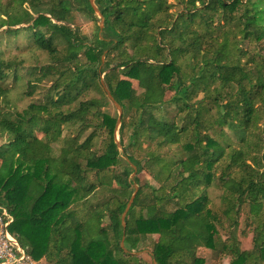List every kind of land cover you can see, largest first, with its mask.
<instances>
[{
	"label": "trees",
	"instance_id": "16d2710c",
	"mask_svg": "<svg viewBox=\"0 0 264 264\" xmlns=\"http://www.w3.org/2000/svg\"><path fill=\"white\" fill-rule=\"evenodd\" d=\"M4 27L50 58L0 51V205L29 254L144 264L153 237L154 264H264V0H0ZM25 78L27 96L52 85L13 111Z\"/></svg>",
	"mask_w": 264,
	"mask_h": 264
},
{
	"label": "rangeland",
	"instance_id": "374dc122",
	"mask_svg": "<svg viewBox=\"0 0 264 264\" xmlns=\"http://www.w3.org/2000/svg\"><path fill=\"white\" fill-rule=\"evenodd\" d=\"M77 23L79 28L81 29L82 33L84 35H87L89 37H92L96 25L87 20L83 16L77 17ZM102 26V23H101ZM6 28H0V51L4 52L6 54V57H12V58H23L26 60L25 66H35V65H45L50 63V58L47 54L42 53L40 51L33 50L29 46L27 34L25 32H20L17 36L6 34L5 33ZM28 78H25V80L18 82L16 85H13L12 91L9 93L7 99L10 101V109L13 111L23 112L30 104L32 103H40L43 100V97L47 90L51 87L52 83L50 81H44L43 84H41L38 89L33 93L32 96H27L25 92L26 89V81ZM91 98H99V95L94 92H90L86 95H84L81 100H87ZM6 109H9L5 107ZM121 107L118 103L114 102L113 100L110 101L108 107L106 108V111L110 113L112 116L119 115L121 113ZM173 115V111L171 110L169 112V116L171 117ZM120 125L117 129H119ZM92 132V130H89L86 133V137ZM118 133V132H117ZM69 134V131L66 130L64 133V136L67 137ZM117 140H119V136L117 134ZM100 141L97 142L96 147H100ZM61 146V143L55 144L54 147L58 149ZM136 177V172L131 175V180H134ZM139 178L141 180L140 185H152L154 187L157 186V183L150 177L147 173L143 172L139 175ZM138 184L134 183L133 187L135 191H138L139 186ZM134 194V193H133ZM209 195L212 200V202L215 203V205L218 207L220 204V192L216 189L209 190ZM134 196V195H133ZM245 228L244 225V217L241 220V230ZM156 238V237H154ZM153 237H149L145 239V242L142 244L141 248L144 250L141 251V253L138 255L142 258L144 264H154L152 258H151V250L150 245ZM252 239L253 235L248 234V236L243 237L240 236V241L242 244L243 250H249L252 247ZM123 248H125L123 244ZM126 250V249H125ZM127 251V250H126ZM203 255L206 257V264H230L229 258H220V259H214L210 251H205Z\"/></svg>",
	"mask_w": 264,
	"mask_h": 264
},
{
	"label": "built area",
	"instance_id": "2783aa9c",
	"mask_svg": "<svg viewBox=\"0 0 264 264\" xmlns=\"http://www.w3.org/2000/svg\"><path fill=\"white\" fill-rule=\"evenodd\" d=\"M13 222L11 213L0 205V264H48L45 257L35 258L21 246L10 231Z\"/></svg>",
	"mask_w": 264,
	"mask_h": 264
},
{
	"label": "water",
	"instance_id": "95a60500",
	"mask_svg": "<svg viewBox=\"0 0 264 264\" xmlns=\"http://www.w3.org/2000/svg\"><path fill=\"white\" fill-rule=\"evenodd\" d=\"M93 1L94 0H91V2L93 3ZM111 98V97H110ZM121 115H122V110H121V113H120V117H121ZM120 125V121L118 122V126ZM118 126H117V128H118ZM116 138H117V134H116ZM117 141H119V140H117ZM137 192V191H136ZM136 192H135V194H136ZM135 194H134V196H135ZM134 196H133V198H132V200L130 201V203H129V205H128V207H127V210L125 211V213H124V215H123V222H124V219H125V215H126V213L128 212V210H129V208L131 207V204H132V202H133V199H134ZM122 247H123V243H122ZM141 252H139V253H135L136 255H139Z\"/></svg>",
	"mask_w": 264,
	"mask_h": 264
}]
</instances>
